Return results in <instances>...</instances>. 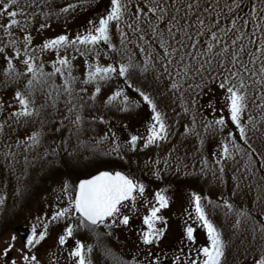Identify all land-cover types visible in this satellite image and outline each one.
Here are the masks:
<instances>
[{
    "label": "snow or ice",
    "instance_id": "obj_1",
    "mask_svg": "<svg viewBox=\"0 0 264 264\" xmlns=\"http://www.w3.org/2000/svg\"><path fill=\"white\" fill-rule=\"evenodd\" d=\"M24 209L11 264H264V0H0V217Z\"/></svg>",
    "mask_w": 264,
    "mask_h": 264
},
{
    "label": "rangeland",
    "instance_id": "obj_2",
    "mask_svg": "<svg viewBox=\"0 0 264 264\" xmlns=\"http://www.w3.org/2000/svg\"><path fill=\"white\" fill-rule=\"evenodd\" d=\"M209 99V96H201L200 97V103L205 104L207 100ZM136 127H140L139 124L136 125ZM259 135V134H258ZM209 147L212 151H215V145L209 144ZM189 150L194 151L192 149L191 144L188 145ZM184 148L180 149L181 154L184 152ZM259 175H257L256 180L259 181ZM183 192V189L181 190ZM255 195V192L252 191L249 193V197ZM43 206L40 204L34 205L31 208V213H36L37 209L42 208ZM31 222V214L28 209L20 210L19 214L13 215L11 213L8 214L7 217H0V253H2V250L7 246L8 243H10V236L13 232L17 234V243L16 247L9 253L8 257L5 258L2 254H0V264H11V261L13 259H16L19 261V249L22 247V240L19 236V234L16 232V228L19 226L29 228ZM222 223V221H221ZM206 237L201 233H198V242L203 243ZM51 241H49L50 243ZM239 241H237V244ZM43 251V249H41ZM11 257V258H10Z\"/></svg>",
    "mask_w": 264,
    "mask_h": 264
},
{
    "label": "flooded vegetation",
    "instance_id": "obj_3",
    "mask_svg": "<svg viewBox=\"0 0 264 264\" xmlns=\"http://www.w3.org/2000/svg\"><path fill=\"white\" fill-rule=\"evenodd\" d=\"M29 228L19 226L16 228V232L19 234L21 240L23 241L24 235L27 233ZM11 258V257H10Z\"/></svg>",
    "mask_w": 264,
    "mask_h": 264
}]
</instances>
